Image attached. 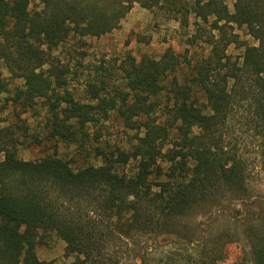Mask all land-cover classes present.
<instances>
[{"label": "trees", "instance_id": "16d2710c", "mask_svg": "<svg viewBox=\"0 0 264 264\" xmlns=\"http://www.w3.org/2000/svg\"><path fill=\"white\" fill-rule=\"evenodd\" d=\"M164 1L0 0V63L19 81L11 100L25 111L46 101L49 139L85 147L89 125L113 111L141 134L129 151L96 148L104 162L84 166L54 154L22 159L15 130L3 134L0 264H56L37 255L41 231L63 239L66 255L84 264H109L116 234L147 238L131 249L129 264H218L235 241L249 253L233 264H264V213L255 206L234 220V231L217 228L218 218L208 232L188 221L204 205L247 195L251 176L264 172V0H234L233 10L227 0H196L194 12L216 34L181 81L175 73L183 63L168 48L123 65L125 83L113 93L105 79L90 83L85 102L54 54L72 36L120 27L135 3L151 9ZM235 25L255 42L239 41ZM237 43L244 49L234 59L228 48ZM132 159L129 174L121 167ZM181 232L183 239L170 240Z\"/></svg>", "mask_w": 264, "mask_h": 264}, {"label": "rangeland", "instance_id": "374dc122", "mask_svg": "<svg viewBox=\"0 0 264 264\" xmlns=\"http://www.w3.org/2000/svg\"><path fill=\"white\" fill-rule=\"evenodd\" d=\"M196 0H165L154 8H145L135 3L122 20L120 27L100 37L72 36L62 43L54 54L60 62L70 68L69 89L76 98L90 101L89 84L100 85V80L108 83L109 92L125 83L121 67L129 61H139L143 58H160L171 48L180 56L182 67L175 73L183 80L188 75V63L205 56L210 50L209 38L216 34L211 29L210 22H205L193 10ZM230 10H233L234 0H227ZM212 19V17L210 18ZM230 30V29H229ZM239 35L241 42H255L245 28L236 25L232 29ZM243 47L231 44L228 53L238 58ZM174 75L169 76V80ZM7 82L5 90L0 93V137L13 132L18 136V154L25 160H36L43 156L54 154L72 161L74 166H84L88 163L100 165L103 156L97 155L96 148L106 152L117 147L125 151L131 150L136 137L140 134L126 127L116 112H111L108 118L99 123L89 125L91 140L85 147L63 140L49 139L48 119L50 112L45 100H39L36 108L24 110L11 100L15 94L19 81L11 77L10 72L0 63V84ZM18 124L27 132L24 136L17 128ZM98 134V136L96 135ZM23 135V136H22ZM141 135V134H140ZM137 167V160L132 159L121 167L126 173H133ZM256 207V213H264V172L255 173L248 182V194L240 198L225 199L222 205L207 204L200 207L196 215L188 219L199 226L198 231L208 230L213 221L218 218L217 228L231 231L237 229L234 220H242L247 209ZM184 231V230H183ZM182 234V232H181ZM173 235L171 239H183V234ZM37 255L41 260L54 261L56 264H84L76 256H68L65 252L66 243L54 233L40 232ZM147 238L131 239L122 234H116L111 240L108 254L109 264H129L135 258L131 249ZM168 240H165L167 242ZM227 258L218 264H233L248 258L249 247L242 241L227 244Z\"/></svg>", "mask_w": 264, "mask_h": 264}]
</instances>
